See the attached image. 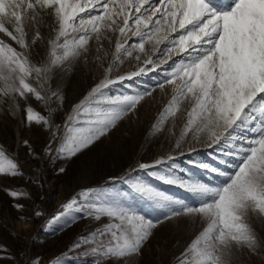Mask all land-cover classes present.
Wrapping results in <instances>:
<instances>
[{
	"label": "snow or ice",
	"instance_id": "6c2138e0",
	"mask_svg": "<svg viewBox=\"0 0 264 264\" xmlns=\"http://www.w3.org/2000/svg\"><path fill=\"white\" fill-rule=\"evenodd\" d=\"M42 26L53 35L46 54L33 62L40 56L37 42H44ZM0 34V97L10 101L11 116L22 112L25 127L47 134L43 154L53 161L90 151L125 121L138 122L142 102L155 99L157 90L171 93L144 138L163 140L167 152L80 189L50 214L49 228L90 221L54 264H133V258L139 264L158 226L180 217L199 222L201 230L173 264H238V254L264 255V238L249 223L252 216L264 218V0H0ZM104 41L114 43L111 62L65 108L64 77ZM126 59L135 69L117 75ZM31 97L54 105L47 116L21 109L19 101ZM185 102L189 107L182 108ZM202 150L207 159H197ZM141 172L185 190L191 202L158 189ZM0 174L23 176L2 149ZM137 198L147 211L134 206Z\"/></svg>",
	"mask_w": 264,
	"mask_h": 264
},
{
	"label": "rangeland",
	"instance_id": "374dc122",
	"mask_svg": "<svg viewBox=\"0 0 264 264\" xmlns=\"http://www.w3.org/2000/svg\"><path fill=\"white\" fill-rule=\"evenodd\" d=\"M40 31L44 42H37L36 51L40 56H34L33 62H37L46 54L47 40L53 35L47 26H42ZM103 44L99 53L93 45L88 62L82 61L64 77L60 86L66 98L65 108L80 99L101 76L104 67L111 62L114 43L109 45L104 41ZM145 47L147 49L150 46ZM97 55L100 57L99 61L96 60ZM134 69L135 62L126 59L117 75ZM142 79L148 80L149 83L154 82L149 77ZM153 96L155 99L146 98V101L142 102L144 106L140 109L138 122L125 121L111 133L110 138H105L90 151L67 161H53L51 156H45L43 149L47 134L35 125L30 128L25 127L21 122L22 112L15 117L11 116L8 111L10 101L5 102L4 98L0 97V149L9 158L17 161L23 172V176L17 178L0 174V248L6 249V253H0V256L5 257L0 260V264H34L36 261H39V264H54L55 259L67 251L77 234L84 231L85 225L90 224V221L81 220L70 228H63L60 224L49 228L46 225L51 218L50 214L80 189L98 184L108 175H120L129 164L150 161L167 152L169 145L163 140L147 144L144 139L151 124L155 122L170 99L171 93L162 96L157 90ZM19 103L21 109L31 106L36 112L45 116L48 115L47 107L54 106L51 102L45 105L34 97H31L27 103L23 100ZM186 107H189L187 102L182 105V108ZM63 115L61 113L56 117L57 122L62 123ZM182 124L183 117L176 122L177 134ZM24 140H27L32 149L40 154V159H34L29 155L27 146L23 144ZM197 159H207L206 151L202 150ZM60 167L65 171L59 172ZM190 171L193 175L203 178L198 168L191 167ZM139 174L174 198L191 202L192 198L185 190L155 180L146 173ZM29 177L32 179L30 180ZM8 190L27 192L29 197L17 201L8 195ZM17 202L25 206L22 212L13 207ZM133 203L138 209L147 211L146 202L137 198ZM36 211H41L43 214L36 216ZM152 215L155 217L156 214L152 213ZM21 216L27 219H21ZM249 223L257 234L264 238V218L252 216L249 218ZM200 230L199 222L184 217L164 221L155 230L154 237L144 249L139 264H173L174 257L179 255L186 243ZM133 264H136L134 258ZM238 264H264V255L238 254Z\"/></svg>",
	"mask_w": 264,
	"mask_h": 264
}]
</instances>
